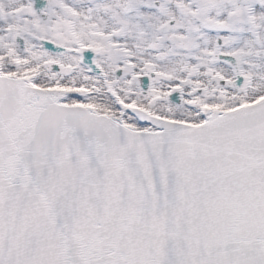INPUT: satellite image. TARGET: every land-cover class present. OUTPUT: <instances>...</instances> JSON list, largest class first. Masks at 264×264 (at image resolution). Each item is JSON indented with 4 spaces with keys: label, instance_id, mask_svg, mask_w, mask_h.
I'll return each mask as SVG.
<instances>
[{
    "label": "snow or ice",
    "instance_id": "1",
    "mask_svg": "<svg viewBox=\"0 0 264 264\" xmlns=\"http://www.w3.org/2000/svg\"><path fill=\"white\" fill-rule=\"evenodd\" d=\"M0 264H264V0H0Z\"/></svg>",
    "mask_w": 264,
    "mask_h": 264
}]
</instances>
